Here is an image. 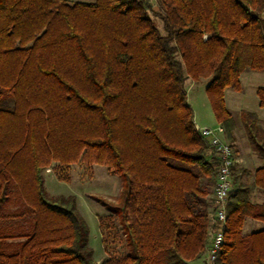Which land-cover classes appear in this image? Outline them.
<instances>
[{
    "label": "trees",
    "instance_id": "obj_1",
    "mask_svg": "<svg viewBox=\"0 0 264 264\" xmlns=\"http://www.w3.org/2000/svg\"><path fill=\"white\" fill-rule=\"evenodd\" d=\"M162 2L167 34L154 25L148 0H0V116L14 95L10 83L25 80V68L38 75L29 87L33 101L48 96L59 115H46L43 147L30 152L38 210L12 179L22 176L21 166L2 172L0 264H96L90 228L74 197L51 199L43 185V163L60 145L66 146L62 161H75L85 148L83 156L124 177L121 204L103 201L119 217L127 251L100 264H192L202 256L217 157L206 156L210 145L195 128L184 81L209 79L210 103L234 150L224 89L240 88L246 68L264 71V0ZM55 3L75 9L74 19ZM55 14L63 16L56 29ZM51 28L56 35L45 37ZM29 41L31 48L18 47ZM258 95L264 106V86ZM174 108L176 121L162 126V116ZM243 121L264 158L256 116L246 112ZM171 127L176 133L169 134ZM30 134H39L34 125ZM240 190L228 197L224 242L212 264H264V250L241 235L247 210ZM6 216L12 220L1 223Z\"/></svg>",
    "mask_w": 264,
    "mask_h": 264
},
{
    "label": "rangeland",
    "instance_id": "obj_2",
    "mask_svg": "<svg viewBox=\"0 0 264 264\" xmlns=\"http://www.w3.org/2000/svg\"><path fill=\"white\" fill-rule=\"evenodd\" d=\"M69 1V3H73V0ZM93 1L95 0H88L87 2ZM148 3L150 4L148 14L153 20L154 25L161 34H167L163 19L165 9L162 0H148ZM54 5L58 7L61 15L68 13L71 18L74 19L72 16L75 15V9L68 8L63 5V3H55ZM61 15L57 14L54 16V19H52L54 29L58 27L59 21L63 19ZM55 33L56 32H53L51 28L50 31L46 33L45 37L56 35ZM32 45L33 42H28L26 44V46L30 48ZM25 69V80L18 78L10 83V92L14 95L11 96L12 99L9 101L7 111L0 116V161L4 160L3 162H5V165L0 167V181L4 179L2 176L3 171L8 173V170H14L18 165L21 166L20 168L24 171L22 176L18 174L12 177V179L24 192L26 197L25 201L27 200L28 204L35 205V208L38 210L35 199L32 198L33 188L31 187L32 172L30 152L34 146L43 147L41 135L44 136V128L47 126V123H44L47 119L46 115L50 117V113L53 112L55 120L59 118V115L58 113L56 114L54 109L57 106L53 105V101H51V98L48 96H45L49 99L47 101H42L41 98L40 101H33L34 94L29 92V87H31L30 84L32 81L38 79V75H36L32 69ZM74 74L79 78L80 73L76 68L73 76ZM208 82L209 79L207 77H203L199 81L187 77L184 81V87L187 91L186 102L193 110V117L200 124H213L216 118L206 90ZM43 96L44 95H42V97ZM55 103H57L56 100L54 104ZM37 104V109H29L31 105L35 106ZM41 113L44 115L42 116ZM177 113V109L174 108L169 111L165 117L162 116L160 120L161 125L174 124ZM33 125L39 133L36 135L38 137L35 136L36 139L34 135L32 136V134H30V128H32ZM174 133H176V131L171 127L169 134ZM65 147L66 146L60 145L58 148L60 151H57V156L59 158H56L57 156L55 155L53 159L44 162L41 168L43 185L47 196L51 199L63 198L65 202H68L70 198L74 197L78 210L84 216L90 228L89 245L94 250V260L96 264H100L104 258H109L112 262H115L116 258L122 256L127 251V247L122 232V224L118 215L108 209L103 200L111 201L116 205L121 204L120 196L125 185L124 177L119 173L110 172L105 163L91 161L83 156L85 148L80 149L79 157L75 161H62L61 158L65 159V157L62 156ZM68 148L72 150L74 147L70 145ZM77 150L79 149L76 148V151ZM211 152L213 155L211 160L216 161L215 153L213 151ZM215 181L216 174L211 184V192L214 189ZM209 197L211 198V193ZM211 214L212 208L209 213L210 222L212 223ZM9 220H12V218L8 216L3 217L1 223ZM210 228L205 250L199 259L193 261L195 264H197V262L200 264H210L205 258L206 249L211 237ZM16 238L22 239L23 236ZM13 239L15 238H7V240Z\"/></svg>",
    "mask_w": 264,
    "mask_h": 264
},
{
    "label": "crops",
    "instance_id": "obj_3",
    "mask_svg": "<svg viewBox=\"0 0 264 264\" xmlns=\"http://www.w3.org/2000/svg\"><path fill=\"white\" fill-rule=\"evenodd\" d=\"M76 1L88 0H73V2ZM16 42L19 43L20 38ZM18 47L26 48L27 46L18 45ZM239 81L240 88L226 87L224 89L225 106L234 120L233 190L241 188V202L247 210L243 216L241 235L251 237L257 243L256 248L264 250V158L250 141L243 121L246 112L253 113L261 135H264V106L261 105L258 95L259 88L264 86V71L246 68L240 73ZM193 119L194 123L199 126H212L220 123L217 118L213 124H200L194 117ZM211 151L213 149L210 146L206 152L209 159L213 158ZM197 264L200 263L197 262Z\"/></svg>",
    "mask_w": 264,
    "mask_h": 264
},
{
    "label": "built area",
    "instance_id": "obj_4",
    "mask_svg": "<svg viewBox=\"0 0 264 264\" xmlns=\"http://www.w3.org/2000/svg\"><path fill=\"white\" fill-rule=\"evenodd\" d=\"M195 128L208 141L217 157V176L211 196L213 206L211 237L205 255L207 261L212 264L224 242V228L227 221L226 206L228 197L233 190L232 166L235 158L232 146L225 138V130L222 124L218 123L212 126L195 124Z\"/></svg>",
    "mask_w": 264,
    "mask_h": 264
}]
</instances>
